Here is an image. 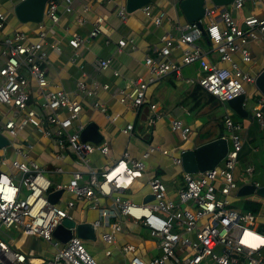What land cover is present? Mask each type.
Listing matches in <instances>:
<instances>
[{"label":"built area","instance_id":"1","mask_svg":"<svg viewBox=\"0 0 264 264\" xmlns=\"http://www.w3.org/2000/svg\"><path fill=\"white\" fill-rule=\"evenodd\" d=\"M25 0H8L14 11L16 4ZM74 0H62L64 11L73 12ZM246 0H232L230 10L226 6L204 5L203 17L199 22L203 25L205 38L212 46L205 50L197 42L202 32L195 22L183 25L172 23V29L160 37V44L153 45L145 55L144 64L149 74L148 80L136 79L130 88H116L113 94L122 104L129 105L137 111L148 104L154 111L155 104L149 102L147 89L149 84L173 74L181 77V68L198 63L201 76L196 83L219 103H226L239 95L245 96V84L255 85L256 76L242 70L233 59L238 53L244 63L251 62L248 44L254 41L264 43V0H251L259 6L262 14L247 15L241 27L233 11H238ZM59 0H48L43 19L37 23L36 37L31 38L22 30H14L9 34H1L6 26L8 11L5 4L0 3V106L7 107L0 119V135L13 145V139L27 127L35 129L42 137L50 139L55 145L53 160L65 159V154L74 157L75 168L70 171L69 178L63 182H53L48 171L15 148V158L6 156V148H0V229L14 228L29 236H36L50 243L55 252L50 257L27 255L13 248L6 240L0 238V264H98L97 260L84 246V240L75 234V227L68 228L72 236L62 243L53 236L54 230L64 220L73 221L69 210L75 206L74 200H68L64 206L58 200L52 203L48 194L61 190L74 196L77 200L86 201L89 209H97L98 219L91 222L93 230L101 227V239L107 244H115L122 230L121 218L140 223L147 228L150 237L157 240L159 254L143 260L138 256L131 257L129 264H264V233L255 229L256 215L250 210L236 209L232 205L233 193L239 185L235 179V170L242 150L243 126L229 114L223 117L225 128L231 140L226 156L211 170L202 173L183 171L181 153L170 155L169 151L158 146L148 145L139 158H133L124 151L116 160L103 166L100 170L90 167V156L98 151L109 152L106 143L97 144L81 138L85 124L79 122L82 101L85 97L94 98L91 107L107 116V107L96 99L97 90H108V83H100L96 79L87 84L83 79L76 83L74 94L59 89H50L45 65L48 53L44 49L48 26L45 19L56 24L60 19ZM5 8V9H3ZM88 10L87 5L82 8ZM144 15L159 27L167 20L169 14L164 10L155 12L149 3L141 9ZM118 16L126 19L125 6L120 7ZM84 19L77 18L82 24ZM103 16H97L94 26L87 36L73 32L67 39L73 54L70 62L79 57L77 50L86 42L102 33ZM107 40L106 42H109ZM60 39L49 44L52 51L61 49ZM119 48L128 44L125 39L117 41ZM131 49L135 43L129 39ZM179 48L180 58H173L172 49ZM217 54L212 60L209 54ZM111 59L96 60V68L105 70ZM85 77V73H82ZM118 71H113L118 76ZM34 85V89L32 88ZM244 107V101H243ZM264 94H260L252 107L253 118L259 127L264 129ZM116 116L114 117V119ZM113 119V120H114ZM156 117L149 116L147 125L154 124ZM173 132H180L186 139L191 129L181 119L170 122ZM132 124L123 128L125 134H131ZM228 139V137H227ZM154 152L170 156L172 162L181 168L182 186L176 196L167 195L165 183L158 176L151 177L147 183L153 200L136 203L124 197L133 183L143 177L146 161ZM61 173V166L52 168ZM85 171V172H84ZM87 175L84 179L83 174ZM254 167L245 168L244 178L247 183L259 187L253 181ZM85 180V181H84ZM25 186L27 195L21 198ZM110 198L114 208H101L99 200ZM133 244H124L122 252L133 253ZM111 251L107 250L106 255Z\"/></svg>","mask_w":264,"mask_h":264},{"label":"crops","instance_id":"2","mask_svg":"<svg viewBox=\"0 0 264 264\" xmlns=\"http://www.w3.org/2000/svg\"><path fill=\"white\" fill-rule=\"evenodd\" d=\"M206 1L207 5H213L210 0ZM179 2L180 0H151L150 4L154 7L155 12L164 10L171 18V23L165 20L159 27H156L144 15L142 10H137L133 13L127 12L126 19L122 20L117 12L120 7L125 6V0H74L72 3L73 12L70 13L63 10V2L59 0V21L56 24H52L48 20H44L49 27L44 49L48 53L45 69L50 89L61 88L70 94H74L76 83L81 79L89 85L92 79H96L102 84L108 83L110 85L108 90L99 88L96 95V99L107 107V116L98 110L92 109L91 102L94 98L85 97L82 101L79 122L85 125L89 122H95L102 135V139L97 144L106 143L109 146L107 154L96 151L90 156L91 168L100 170L103 166L121 157L124 151L129 152L133 158H139L141 152L148 145L166 149L170 155H178L183 148L189 147L182 144V142H191L197 139L199 145L225 136L223 131L227 132V130L223 117L226 113L231 116L227 109L233 113L234 111L229 106L226 107L216 100H210L206 92L199 87L196 83V78L201 76L202 73L196 62L192 63L194 69L197 70L193 78L183 76V67L192 65L189 64L181 68V77L170 74L155 83L149 84L147 98L149 102L156 105L154 111L149 108L148 104L142 105L135 111L129 105L120 103L118 97L113 94V90L116 88H130L136 79L148 80L149 74L144 64L145 55L150 52L154 44H160L161 35L172 29V23L183 25L187 22L179 8ZM247 2H251V0H246L245 3ZM84 5L88 7L86 12L82 10ZM252 6L254 7V13L252 14H262L259 6L253 4ZM241 9L232 12L237 23L240 19ZM6 11H8V19L1 34H9L14 30H22L31 38L36 37L37 23H22L16 16L11 17V12H13L11 8L6 9ZM97 16L104 17L102 33L80 47L77 50L79 57L75 62H70L73 50L68 45L67 39L73 32H77L81 36H87L93 28ZM78 17L84 19L82 24L77 23ZM55 39L62 40L61 49L58 52L52 51L49 46ZM120 39L128 41V44L123 48H119L118 46L117 41ZM129 39H132L135 43V49L130 48ZM107 40L110 41L106 42ZM197 43L205 50L212 49L210 42L203 35ZM248 48L251 54V62H242L238 53L233 55V59L242 70L253 73L256 76L264 68V43L261 41L250 42ZM180 50L179 48H173L171 56L179 60ZM209 55L212 60L217 58L215 52ZM98 59H111L109 67L105 70H98L96 68V60ZM260 60H263V62ZM113 71H118V76H114ZM83 72L86 75L85 77L82 74ZM174 81H181V83L188 86H184L185 88L182 90V93L178 92L179 90ZM32 88L34 89L33 84ZM179 93L182 96L178 99ZM186 99L192 100L191 107L183 106V103H181ZM208 104L209 108L207 107ZM6 111L7 107L0 106L1 120ZM199 113L200 116L196 117ZM153 115L156 117L155 122L149 126L147 125V119ZM201 115L203 116L202 118ZM115 116L116 118L114 119ZM249 117L257 123L253 118L252 112ZM176 118L183 120L191 129L189 135L184 140L180 132H173L170 129L171 120ZM232 119L239 121L243 126V130L241 131L244 142L242 151L245 144L248 143L249 145H253L249 150L250 153L262 152L264 150V129H261L257 123V128L250 132L249 128L244 129L245 125L240 120L235 119V117H232ZM127 124L133 125L131 134H125L122 131ZM243 131L244 134L242 133ZM248 132L250 135H248ZM12 146L9 158L18 156L21 159V156L15 150V148H19L26 155L27 159L33 160L49 170L47 175L53 182L66 181L69 178L70 171L75 168L73 163L74 157L70 153L65 154V159L58 162L54 161L53 154L56 149L54 143L50 139L42 137L32 127L22 130L13 139ZM7 150L6 148V156ZM243 156L245 157V155ZM257 159L263 161L261 157L257 156ZM58 166H61L64 171L61 173L52 171V168ZM146 166L143 177L133 183L124 194V197L136 203L152 201L153 199L149 198L152 196V193L147 181L154 176H158L165 183L167 195L175 197L177 190L182 186V171L179 166H176L172 162L171 157L165 156L160 152H154L147 159ZM247 166L254 167L252 179L258 182L254 178L256 165L248 163ZM83 176L85 180L88 178L85 173ZM246 183V181L242 182L241 185ZM59 197L60 199L57 200L63 206L68 200L75 201V206L69 210V213L77 223H91L98 219L99 214L97 209H89L86 201L77 200L67 192H63ZM99 206L101 208H114L110 198H101ZM121 221L122 230L118 234L115 244H107L101 239L100 234L107 230L106 227H101L96 231L95 241L97 240L103 249L93 254L90 252V254L97 260L98 264L99 262H101L100 264H129L133 256L148 260L159 254L157 240L150 237L147 228L127 218H121ZM15 232L17 234L16 237H10L8 241L6 240L13 248L21 250L27 255L37 254L35 256L47 257L42 254L43 251L39 245L42 239L26 235L19 230H15ZM84 240L92 241L90 239ZM47 243H45L46 248L50 244ZM124 244H133L136 248L135 251L133 253L122 252L121 247ZM50 247L54 254L55 250L51 244ZM107 250L111 251L110 255H106Z\"/></svg>","mask_w":264,"mask_h":264},{"label":"water","instance_id":"3","mask_svg":"<svg viewBox=\"0 0 264 264\" xmlns=\"http://www.w3.org/2000/svg\"><path fill=\"white\" fill-rule=\"evenodd\" d=\"M48 0H25L14 7L16 18L22 22L39 23L43 19V11ZM151 0H125V9L128 13H133L143 6L149 4ZM213 5L218 7L230 4L232 0H210ZM206 0H180L179 8L182 11L187 22H195L204 35L203 25L199 19L203 17L204 5ZM256 88L264 94V68L256 75ZM245 96L228 100L226 103L239 117H249V113L243 107ZM81 138L85 141L98 143L102 139L98 125L95 122L87 123L81 131ZM198 140L192 141V145L183 148L181 153L182 168L187 173H202L216 167L226 156L229 149L228 139L225 136L213 139L211 141L198 145ZM8 139L0 135V148L7 146ZM264 196V184L255 187L253 184L246 183L238 187L236 196H244L250 194ZM62 194L61 190H57L48 194V200L55 203ZM153 199V196L149 197ZM75 227V234L81 239H96V233L89 222H80L75 225L73 221L64 220L53 232V236L65 243L71 236L72 232L68 228Z\"/></svg>","mask_w":264,"mask_h":264},{"label":"rangeland","instance_id":"4","mask_svg":"<svg viewBox=\"0 0 264 264\" xmlns=\"http://www.w3.org/2000/svg\"><path fill=\"white\" fill-rule=\"evenodd\" d=\"M0 3H1V5L5 4V8L6 9L11 8V5H9L8 0H0ZM226 7H227L228 10H230V4H227ZM252 13H254V7L252 6L251 2L245 3L243 8L240 10V19L238 21V25L241 27L244 18L247 15H250ZM13 16H15L14 11L11 12V17H13ZM260 61L263 62V60H260ZM182 71H183V76L184 77H190V78H193L196 75V73H197V70L194 69L193 64L190 65V66L183 67ZM251 74H253V73H251ZM174 82L176 84L177 89L179 90L178 92H181V93H182V90L185 87L188 86V85H184L183 83H181V81H174ZM244 88H245L244 108L251 115L252 107L255 105L256 99L261 94V92L256 88L255 85H252V84H245ZM181 93H179L178 99L182 96ZM181 103H183V106L191 107L192 100L191 99H186V100L182 101ZM218 105L220 106V104H218ZM222 105H224L226 107L228 106L227 103H222ZM207 107L209 108V104L207 105ZM227 111L231 114V116L233 118L235 117V119L240 120L245 125L244 129L245 128H249V130L251 132V131H253V130H255L257 128V126H258L257 123L252 121L250 119V117H239L237 114H235V112L233 113L232 111H229L228 109H227ZM198 116H200V113L196 115V117H198ZM202 117L203 116L201 115V118ZM242 133L244 134V131ZM223 134L225 135L226 138L228 137V143L231 146V140L229 138V134L227 132H225V131H223ZM248 135H250L249 132H248ZM182 144H185V146H191L192 145V141L191 142L190 141L182 142ZM15 145H16V143H15ZM252 146L253 145H249L248 143L245 144V146L243 148V151L241 150L240 153H239V159H238V163H237L236 171H235V177L237 179V182H238L239 186L241 185L242 182H245V180H244V178L246 177L245 168H246L248 163H254L256 165V171H255V174H254V178L260 184H264V150L262 152H258V153H250L249 150L251 149ZM12 147L13 146L11 144H9L7 146V149H8L7 150L8 151L7 156L8 157L11 154ZM242 155H245V157L244 156L242 157ZM257 156L261 157V159H263V161H260L259 159H257ZM221 164H222V162H220L219 165H221ZM26 195H27V190H26L25 186H23V190H22V193H21V198H24ZM246 199H252V200H255V201H259L261 203L260 211L255 213V215H256V224H255L254 228L259 230V231H261V232H264L262 230V228L264 229V196H259V195L255 194V193H253V194H250V195H244V196H239L238 197V196H236V192H234L233 193V201H232L233 207H235L236 209L242 210L243 209V202ZM16 236H17V234H16L14 228L5 229L4 227H2L0 229V237H2L4 240L8 241L10 239V237L12 238V237H16ZM41 242L39 243V245L42 248V251H43L42 254L46 255V256L52 255L53 252H52V249L50 247V244L46 248L45 247V243H47V242L43 241V240ZM84 246L89 251V253L91 252V254L103 249V247L101 248V244H99L97 240L96 241L92 240L91 242H89V240H84ZM35 255H37V254H35ZM100 263L101 262H99V264ZM207 263L208 262L206 261L203 264H207Z\"/></svg>","mask_w":264,"mask_h":264},{"label":"trees","instance_id":"5","mask_svg":"<svg viewBox=\"0 0 264 264\" xmlns=\"http://www.w3.org/2000/svg\"><path fill=\"white\" fill-rule=\"evenodd\" d=\"M205 93V92H204ZM207 96L210 98V100H215V98L213 96H211L210 94L206 93ZM243 209L244 210H250L253 213H257L260 211L261 209V203L259 201H255L252 199H246L243 202ZM262 230L264 231V229L262 228Z\"/></svg>","mask_w":264,"mask_h":264}]
</instances>
